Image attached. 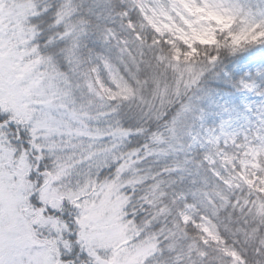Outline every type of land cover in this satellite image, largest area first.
<instances>
[{
    "label": "snow or ice",
    "instance_id": "obj_1",
    "mask_svg": "<svg viewBox=\"0 0 264 264\" xmlns=\"http://www.w3.org/2000/svg\"><path fill=\"white\" fill-rule=\"evenodd\" d=\"M0 264H264V0H0Z\"/></svg>",
    "mask_w": 264,
    "mask_h": 264
}]
</instances>
